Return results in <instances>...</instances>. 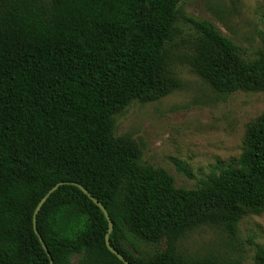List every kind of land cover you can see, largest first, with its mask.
Here are the masks:
<instances>
[{"label":"trees","instance_id":"16d2710c","mask_svg":"<svg viewBox=\"0 0 264 264\" xmlns=\"http://www.w3.org/2000/svg\"><path fill=\"white\" fill-rule=\"evenodd\" d=\"M181 0H0V264H245L186 256L178 244L211 225L232 235L246 213H264V114L249 127L236 162L218 165L196 187L176 185L142 160L115 115L181 86L168 52L183 30ZM196 30L187 62L221 93L264 91V42L256 57L213 22ZM138 243L164 244L144 255ZM134 250V251H132ZM136 252L138 254H136ZM76 258L74 262L73 259ZM256 264H264L258 247Z\"/></svg>","mask_w":264,"mask_h":264},{"label":"rangeland","instance_id":"374dc122","mask_svg":"<svg viewBox=\"0 0 264 264\" xmlns=\"http://www.w3.org/2000/svg\"><path fill=\"white\" fill-rule=\"evenodd\" d=\"M177 10L183 33L169 47L167 60L181 86L154 100H134L115 115V135L131 136L144 162L166 168L177 186L193 188L218 165L237 161L249 127L264 114V91L221 93L194 71L187 62L196 35L189 18L213 22L253 58L264 42V0H181ZM163 246L138 243V250L148 255ZM258 247H264V213L249 211L235 235L204 225L178 244L186 256L240 259L245 264H256Z\"/></svg>","mask_w":264,"mask_h":264},{"label":"water","instance_id":"95a60500","mask_svg":"<svg viewBox=\"0 0 264 264\" xmlns=\"http://www.w3.org/2000/svg\"><path fill=\"white\" fill-rule=\"evenodd\" d=\"M64 184H73V185H76L78 186L87 196H89L91 198V200L101 208V210L103 211V213L105 214L107 220H108V231L106 233V244H107V247L109 248V250L111 252H113L120 260H122L125 264H134L132 262H130L126 257H124V255L122 253H120L117 249H115L111 242H110V234L111 232L113 231L114 229V222L113 220L111 219V216L106 208V206L101 202L99 201L95 196H93L90 191L84 187L82 184L78 183V182H67V181H60L58 183H56L48 192L47 194L40 200V202L38 203L35 211H34V215H33V223H34V230L36 232V234L38 235L44 249L46 250V252L48 253V255L50 256L51 258V255H50V252L46 246V244L44 243V240L42 238V236L40 235L39 231H38V227H37V215L39 213V211L41 210L42 206L44 205V203L47 201V199L49 198V196L55 192L61 185H64ZM51 264H54L53 263V260L51 258Z\"/></svg>","mask_w":264,"mask_h":264}]
</instances>
